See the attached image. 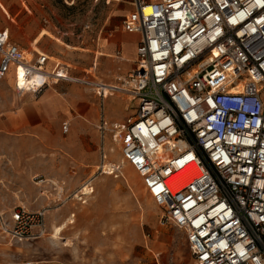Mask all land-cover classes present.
Listing matches in <instances>:
<instances>
[{
	"label": "built area",
	"instance_id": "1",
	"mask_svg": "<svg viewBox=\"0 0 264 264\" xmlns=\"http://www.w3.org/2000/svg\"><path fill=\"white\" fill-rule=\"evenodd\" d=\"M131 4L123 27L140 35L137 66L109 88L134 111L120 121L102 116V138L113 133L162 220L185 231L194 264H264V0ZM47 60L28 57L0 30V78L15 64L18 95L69 80V65L49 69ZM106 156L103 143L99 167ZM46 213L20 204L0 211V227L34 238Z\"/></svg>",
	"mask_w": 264,
	"mask_h": 264
},
{
	"label": "rangeland",
	"instance_id": "2",
	"mask_svg": "<svg viewBox=\"0 0 264 264\" xmlns=\"http://www.w3.org/2000/svg\"><path fill=\"white\" fill-rule=\"evenodd\" d=\"M131 8V0H0V26L7 23L27 51L39 50L65 61L70 68L67 82L92 94L89 84L107 79L98 70L100 79L84 78L86 69L100 43L120 42L123 19ZM123 37L125 42L134 41ZM58 39L65 43L61 59L37 45ZM10 93L18 96L13 74L0 78V99ZM97 101L99 109L105 103L107 115L134 111L128 108L129 99L99 96ZM103 143L107 156L99 167ZM44 150V157L31 158L29 152L22 153L15 135L0 134V211L23 204L18 200L33 207L39 195L45 197L47 209L46 230L33 241H19L0 227L1 264L29 259L38 264H194L185 231L162 220L161 208L145 190L138 171L123 159L111 131L105 130L96 160L85 164L55 144ZM83 168L86 173L79 175ZM61 223L66 224L61 238H53L54 225Z\"/></svg>",
	"mask_w": 264,
	"mask_h": 264
},
{
	"label": "crops",
	"instance_id": "3",
	"mask_svg": "<svg viewBox=\"0 0 264 264\" xmlns=\"http://www.w3.org/2000/svg\"><path fill=\"white\" fill-rule=\"evenodd\" d=\"M4 29L8 30L13 42L26 49L28 56L31 57L37 52H42L39 50L27 51L28 48L25 47L21 39L11 32L7 23L0 26V30ZM123 35L133 37L134 41L125 42ZM44 36L45 34L41 38ZM139 39V33L129 32L123 27L120 42L100 43L101 49L94 55L93 64L86 69L83 77L98 80L100 79L96 75L98 70L107 79L104 82H119L137 66ZM37 45L43 51L60 59L63 58L65 43L61 40L53 43L37 42ZM71 47L72 50L77 49V47ZM47 55V67L49 69H54L59 64L65 63L63 60L59 61L51 58L49 54ZM10 74H13L15 88V64L11 65L7 77ZM18 96L15 93L14 95L10 93L8 97L0 99V134L15 135L22 153L29 152L31 158L44 157L42 155L44 149L55 144L57 147L63 148L70 158L80 164H85L87 160H96L100 154L102 142L100 129L102 116L108 122H112L123 120L128 114L107 115L105 103L101 107L102 109L98 107L99 96L97 97L95 93L90 94L88 91L81 92L78 85L69 83L65 79L50 83L38 92L28 91ZM108 97H118L121 100L128 99L127 95L121 96L119 94H112ZM66 121L69 126L64 131L63 123ZM83 171H80L79 175L85 174L87 170L83 168ZM44 198L43 195L37 196L33 207L30 206V208H42ZM18 201L27 206L26 201ZM33 240L34 238L26 239V241Z\"/></svg>",
	"mask_w": 264,
	"mask_h": 264
},
{
	"label": "bare ground",
	"instance_id": "4",
	"mask_svg": "<svg viewBox=\"0 0 264 264\" xmlns=\"http://www.w3.org/2000/svg\"><path fill=\"white\" fill-rule=\"evenodd\" d=\"M58 41H60V40H58ZM67 76H68V74H67ZM98 82H102L103 84V86H104V88H105V92H106V95H108L109 96V94L112 92V90L109 88L110 86H108L106 83H104L103 81H98ZM95 84H97V83H95ZM116 86V85H115ZM95 93H96V95L97 96H99V93H98V91H95ZM83 192L84 193H86V192H88V187L86 186V185H84V187H83ZM90 193V192H89ZM77 196V195H76ZM79 196V195H78ZM77 196V197H78ZM70 220L71 221H73L72 220V218H70ZM65 226H66V224H60V225H55L54 226V228H53V232H52V237L53 238H56V239H59V238H61V234H62V230L65 228ZM67 243V242H66Z\"/></svg>",
	"mask_w": 264,
	"mask_h": 264
}]
</instances>
